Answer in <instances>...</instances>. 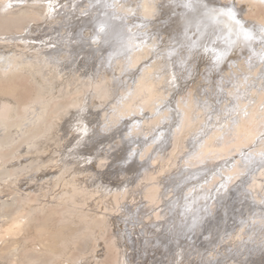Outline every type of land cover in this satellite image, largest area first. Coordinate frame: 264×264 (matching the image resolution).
Returning <instances> with one entry per match:
<instances>
[{
	"label": "bare ground",
	"instance_id": "1",
	"mask_svg": "<svg viewBox=\"0 0 264 264\" xmlns=\"http://www.w3.org/2000/svg\"><path fill=\"white\" fill-rule=\"evenodd\" d=\"M261 3L0 0V260L264 264Z\"/></svg>",
	"mask_w": 264,
	"mask_h": 264
},
{
	"label": "rangeland",
	"instance_id": "2",
	"mask_svg": "<svg viewBox=\"0 0 264 264\" xmlns=\"http://www.w3.org/2000/svg\"><path fill=\"white\" fill-rule=\"evenodd\" d=\"M144 1V0H143ZM79 9H80V7H79ZM78 9V10H79ZM251 10V11H250ZM244 12H247V15L248 16H250V17H259V15H264V3H261V4H259V5H257V7H256V9H252V7L250 8V9H248V10H246V11H244ZM250 12V13H249ZM243 23H245V24H247L248 26H250V24H248L247 22H243ZM242 60L243 59H239L238 61H237V63H239L240 64V68H237V66L236 65H234L233 66V68L235 69V70H238L239 71V69H242V68H244V64L242 63ZM144 62H146V59H145V61ZM152 62H154V61H152ZM236 67V68H235ZM228 71H229V69H227ZM141 73H142V70L138 73V76H140L141 75ZM140 74V75H139ZM231 73H229V75H230ZM138 76H136L135 77V79L138 77ZM16 82L17 83H19L22 87H23V92L22 93H20V95L21 96H23V97H28V96H30L31 94H32V89H33V87L31 88V82L30 81H28V80H26V79H23V78H20V79H16ZM132 84V81L130 82V85ZM190 86H191V84H190ZM197 90H198V88H196V90L194 91V92H196V93H198L197 92ZM90 96H91V94H90ZM71 97V98H70ZM77 97H78V95L77 94H72L71 96H69V98L71 99V101L72 100H74V99H76L77 100ZM102 98H103V100H108L109 98L106 96V95H103L102 96ZM65 100L67 99V97L66 98H64ZM142 113V112H141ZM141 116V115H140ZM145 121V120H144ZM179 125V127H180V124H178ZM174 135L175 134H172V136L170 137V143H169V145H168V147H167V152H168V149H173L174 147H173V144H175V143H179V145L176 147V153H174V157H178V152H180L181 151V144H182V147H183V142H185V140L184 139H186V134L183 132V134H177V137L178 138H180V140H179V142H177V140H176V138H174ZM181 135H184V136H181ZM148 137H149V135H148ZM204 145V144H203ZM178 148V149H177ZM168 157V156H167ZM243 161H245V163L247 164V167L246 168H248V169H250V168H252L250 165H251V163H250V161L248 160V159H243ZM156 166V165H155ZM150 168H152L151 167V165H150ZM158 170H159V167H158ZM143 176H141V178H142ZM141 178H140V176L139 177H137L136 178V180L133 182V184H132V187H134V186H136L137 185V183H139L140 181H141ZM233 178H230V180H232ZM243 181L242 182H239V184H238V186L236 187V188H238V189H240V191H241V189L243 190V188H242V185L244 184V186H245V189H246V186H248L249 185V183H247V182H245V179H242ZM227 182V181H226ZM220 183H222V181L220 182ZM219 183V185L217 186V190H215V192L216 191H218L219 189H220V186H221V184ZM225 184V183H224ZM145 184L144 183H142L141 184V189H139L138 190V193L140 194V196L142 195L143 197H144V193H145V191L149 188V185H150V183H147L145 186H144ZM227 185V184H226ZM226 185H224V186H226ZM223 186V187H224ZM244 189V190H245ZM141 190V191H140ZM243 190V191H244ZM223 191H225V189L223 190ZM213 192V191H212ZM211 192V193H212ZM251 192V191H250ZM241 193H242V191H241ZM252 193V192H251ZM2 198H4V197H2ZM224 199V198H223ZM206 200V199H205ZM205 200H204V202H205ZM222 202L224 203V201L222 200ZM244 221V220H243ZM107 224V225H106ZM106 226H104V236H102V239L105 241V244H106V248H102V252H104L103 253V256H102V261L103 262H105L106 264H113L112 262H114L115 261V258H116V260L118 259L117 257H118V246H116V244H114V241H112L113 240V238H114V228L112 227V225L110 224V223H108V222H106ZM112 227V228H111ZM110 230V231H109ZM106 233V234H105ZM232 233H234V231L232 232ZM82 244H84V249H87V246H85V241H82ZM210 248H212V247H210ZM72 254H74V255H77L78 254V252H76L75 250H73L72 251ZM114 260V261H113ZM3 261V260H2ZM1 260H0V263L2 264H5L4 263V261L2 262Z\"/></svg>",
	"mask_w": 264,
	"mask_h": 264
},
{
	"label": "water",
	"instance_id": "3",
	"mask_svg": "<svg viewBox=\"0 0 264 264\" xmlns=\"http://www.w3.org/2000/svg\"><path fill=\"white\" fill-rule=\"evenodd\" d=\"M115 15H116V14H115ZM106 16H107V15H106ZM124 27H125V30H126V28H127V27H126V25H125V24H124Z\"/></svg>",
	"mask_w": 264,
	"mask_h": 264
}]
</instances>
